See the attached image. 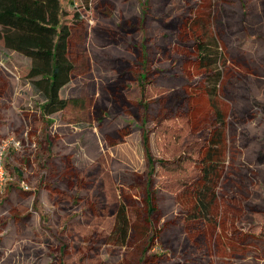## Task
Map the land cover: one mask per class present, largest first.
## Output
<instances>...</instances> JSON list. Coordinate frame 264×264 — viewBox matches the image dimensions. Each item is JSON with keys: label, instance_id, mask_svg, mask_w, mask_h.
I'll list each match as a JSON object with an SVG mask.
<instances>
[{"label": "rangeland", "instance_id": "rangeland-1", "mask_svg": "<svg viewBox=\"0 0 264 264\" xmlns=\"http://www.w3.org/2000/svg\"><path fill=\"white\" fill-rule=\"evenodd\" d=\"M61 3L75 66L61 97L81 105L44 118L31 60L0 40V264H264V0ZM220 129L225 174L200 220L178 182Z\"/></svg>", "mask_w": 264, "mask_h": 264}, {"label": "trees", "instance_id": "trees-1", "mask_svg": "<svg viewBox=\"0 0 264 264\" xmlns=\"http://www.w3.org/2000/svg\"><path fill=\"white\" fill-rule=\"evenodd\" d=\"M63 16L61 0H0V40L7 49L31 60L27 77L43 100L41 114L44 118L62 113L69 106L81 105L77 99L61 97V91L72 81L75 71L70 59L72 32L70 26L63 22ZM197 48L201 67L210 74L220 76V71L214 69L217 61H214L213 54L201 43H198ZM219 80L220 77L214 84L217 85ZM216 122L222 126L223 117L218 114ZM214 132L205 133V141L198 158L194 160L193 172L178 182V191L192 196L193 212L200 220L214 218L212 208L217 202L215 187L225 174L226 145L222 141L223 133L221 129ZM145 144L148 159L152 161L147 142ZM185 157L183 155L174 162L163 159L158 162L169 170L173 167L182 169ZM154 174L155 167L152 166L144 198L149 218L157 211V193L152 180ZM116 230L121 233L124 245L133 230V224L122 205L117 213Z\"/></svg>", "mask_w": 264, "mask_h": 264}, {"label": "built area", "instance_id": "built-area-1", "mask_svg": "<svg viewBox=\"0 0 264 264\" xmlns=\"http://www.w3.org/2000/svg\"><path fill=\"white\" fill-rule=\"evenodd\" d=\"M3 153H4V149H2L0 152V180L3 175V160H2Z\"/></svg>", "mask_w": 264, "mask_h": 264}]
</instances>
